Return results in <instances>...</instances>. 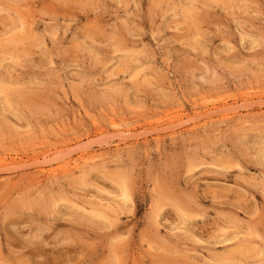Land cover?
I'll use <instances>...</instances> for the list:
<instances>
[{"label":"rangeland","instance_id":"1","mask_svg":"<svg viewBox=\"0 0 264 264\" xmlns=\"http://www.w3.org/2000/svg\"><path fill=\"white\" fill-rule=\"evenodd\" d=\"M0 264H264V0H0Z\"/></svg>","mask_w":264,"mask_h":264},{"label":"bare ground","instance_id":"2","mask_svg":"<svg viewBox=\"0 0 264 264\" xmlns=\"http://www.w3.org/2000/svg\"><path fill=\"white\" fill-rule=\"evenodd\" d=\"M28 12H29V11H28ZM31 12H32V11H31ZM19 15H20V11H19ZM19 15H18V16H19ZM26 15H27V14H26ZM20 16H21V15H20ZM29 16H30V15H29ZM31 16H32V15H31ZM30 18H31V17H30ZM19 19H20V18H19ZM21 19H22V18H21ZM21 19H20V20H21ZM33 19H34V18H33ZM22 22H24V21L22 20ZM29 24H30V23H29ZM25 25H26V24H25ZM28 26H29V25H28ZM29 27H30V26H29ZM29 27H28V28H29ZM117 183H118V182H117ZM118 184H119V186H120L121 194L127 199V193H126V189H125V187L122 185L123 183H122V184L118 183ZM126 184H127V183H126ZM126 184H125V185H126ZM122 195H121V196H122ZM100 209H101V208H100ZM102 210H103V208H102ZM102 210H101V211H102ZM105 210H106V209H105ZM107 210H108V209H107ZM107 210H106V211H107ZM95 213H96V212H95ZM101 213L103 214L104 211L100 212V214H101ZM106 214H107V213H106ZM95 215H96V214H95ZM97 216H98V213H97ZM106 216H107V215H106ZM103 217H104V216H103ZM245 248H246V247H245ZM245 250H246V249H245Z\"/></svg>","mask_w":264,"mask_h":264}]
</instances>
